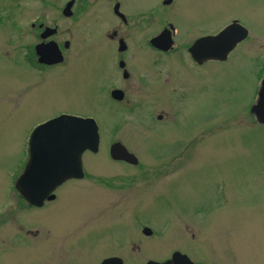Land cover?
I'll return each mask as SVG.
<instances>
[{
  "label": "rangeland",
  "instance_id": "1",
  "mask_svg": "<svg viewBox=\"0 0 264 264\" xmlns=\"http://www.w3.org/2000/svg\"><path fill=\"white\" fill-rule=\"evenodd\" d=\"M164 1L122 0L125 32L111 13L115 0L79 3V52L43 78L19 63L29 38L18 36L5 54L16 63L0 54V264L162 263L177 251L195 264H264V124L250 113L264 74V0ZM19 3L20 11L54 12ZM234 20L247 39L227 60L194 66L188 47ZM167 25L178 34L173 51L158 57L156 80L148 42ZM118 29L135 82L114 102L108 92L121 71L111 36ZM61 115L93 118L99 151L83 154L84 179L59 187L47 207L26 209L14 184L29 136ZM113 143L138 165L111 160Z\"/></svg>",
  "mask_w": 264,
  "mask_h": 264
},
{
  "label": "water",
  "instance_id": "2",
  "mask_svg": "<svg viewBox=\"0 0 264 264\" xmlns=\"http://www.w3.org/2000/svg\"><path fill=\"white\" fill-rule=\"evenodd\" d=\"M169 2V1H168ZM68 8V7H67ZM66 12V11H65ZM247 38V31L233 22L218 34L196 40L188 49L191 59L197 64L207 61H225L234 48ZM150 44L157 50L166 52L172 41L169 31L162 32L152 39ZM119 52L124 51V43L120 41ZM38 61L45 65L62 62L57 48L47 46L37 51ZM123 67V64L120 63ZM118 93L119 99L121 95ZM251 114L259 124H264V75L258 98L251 107ZM99 135L93 119H82L69 115H61L37 126L28 140V161L15 183L19 196L30 206L40 208L45 200H53L51 194L55 189L71 179L83 178L81 158L85 151L97 153ZM110 158L114 161L137 165V159L119 143L111 145ZM143 235L150 236L151 231L144 228ZM101 264H122L118 258H109ZM147 264H193L189 258L179 252L172 254L164 263L149 261Z\"/></svg>",
  "mask_w": 264,
  "mask_h": 264
},
{
  "label": "flooded vegetation",
  "instance_id": "3",
  "mask_svg": "<svg viewBox=\"0 0 264 264\" xmlns=\"http://www.w3.org/2000/svg\"><path fill=\"white\" fill-rule=\"evenodd\" d=\"M21 1L22 0H0V27L4 26L6 28L4 30L0 29V54L2 56H4L5 59H7L5 54H9V52H11L10 49H13L12 52H14V49L16 46L15 41L18 38V36L20 38H23V37L29 38L31 40V42L26 43L20 49L23 51V54H22V59L19 63L24 64L29 69L35 71L40 78H43L49 69H52L56 66H61L64 64L65 59L67 57L66 54L68 52H71L72 54L73 53L77 54V52H79L80 48L78 46V42L75 41L76 30H78L79 26H77L76 30H75L74 26L78 25V24H76V23H78V19H77V17H78V4L84 3L85 0H33L34 3H36L40 7H42V6L47 7L48 5H53V7L51 6L52 8L50 7V10L54 11L53 13H48V8H45V9L40 10V11H35L34 13H28V12H24L22 10L20 11V8L17 10V8L20 6L19 2H21ZM166 1L167 0H165L162 3L163 6L170 5L173 0H171L170 4H167ZM91 2H92V0H91ZM106 2L109 6L111 0H106ZM82 6L86 7V8L91 7L89 5L85 6L84 4H82ZM66 7H68V9ZM121 7H122V0H115L113 6L111 8V13L115 18H117L119 20V22L121 23L120 28H123L122 31L125 32L128 29V19H127L126 15L122 12ZM3 9H7V11H5V10L2 11ZM65 9H67L66 12H65ZM75 16H76V21L74 22V21H72V19L75 18ZM65 21H68L70 23L69 25H67L66 28H64V26H65L64 22ZM167 26H169V25H167ZM166 29H164L163 31H165ZM122 31H120L119 29L114 30L112 33V36H111V39L117 40V43H118L117 51L118 52H119V47H120L119 46L120 41L125 43V36H122L120 33ZM163 31H161V33ZM65 33L71 34L69 39H64ZM161 33L152 37L148 42V46H149L150 50L157 54L155 61H153V63H152L154 74H157V71H158L157 66L159 65V61H158L159 55L160 54L165 55V54L169 53V52L163 53L157 49H154L152 47V45L150 44V41L152 39L158 37ZM177 34H178V31L176 29V35L172 37V40L174 39V37L177 36ZM91 36H92V33H91ZM1 43H6V45H2ZM47 46L57 48V50L59 51V53L61 54L62 59H63L61 63H59L57 65L47 66V65H44V64H41L38 62V56L36 54L37 51L39 49L40 50L46 49ZM124 48H125V50L123 52H119L120 53L119 54L120 60L118 61V68L121 71V76L120 75L118 76L119 77L118 82H117L118 85L111 84L112 87L109 89V92H108L110 100L114 101V102H120L122 99H124L125 93H126V89L124 86H125V84H128V81H134L135 82V78H134L135 74L132 71L128 72L125 69L126 68V61H123V59H125V57L128 53V51H127L128 46H125ZM171 51H173V50H171ZM187 51H188V49H187ZM117 59L118 58L116 56V60ZM7 60L13 64L16 63L15 57L10 58V59L8 57ZM190 61H191V59H190ZM120 63H123V67L120 66ZM191 63H193V62H191ZM193 64L196 67H201L204 65V64L197 65L195 63H193ZM149 74H150L149 69L148 70L146 69V71H145V73H143V75L137 74L138 82L142 83L144 77L148 76ZM159 74H160V72H158V74L156 75L157 76L156 80H159ZM110 77L111 76H109L106 80H110ZM157 91H155L154 94ZM115 92H120L119 94L122 95L120 100L118 97L119 96L118 93H115ZM160 117H158V118H160ZM26 162H25V164H26ZM123 164L126 165V163H123ZM57 190L58 189H56L55 192ZM55 192L53 193L55 198L53 200H50V201L49 200L44 201L41 208H34V207L28 205L23 200H21L18 195H17V197H18L17 199L21 203V206L26 208V209H30V210L42 209L45 206L47 207V205H50L51 203L56 201L57 195L55 194ZM109 258H112V257H109ZM115 258H118V257H115ZM107 259L108 258L102 259L101 262H103L104 260H107ZM101 262L99 264H101ZM192 262H193V264H195L194 261H192Z\"/></svg>",
  "mask_w": 264,
  "mask_h": 264
}]
</instances>
